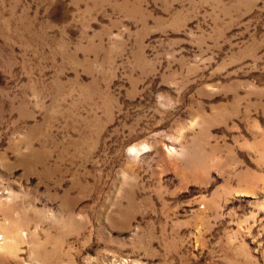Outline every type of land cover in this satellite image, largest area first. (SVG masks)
<instances>
[{"label": "rangeland", "instance_id": "374dc122", "mask_svg": "<svg viewBox=\"0 0 264 264\" xmlns=\"http://www.w3.org/2000/svg\"><path fill=\"white\" fill-rule=\"evenodd\" d=\"M0 264H264V0H0Z\"/></svg>", "mask_w": 264, "mask_h": 264}]
</instances>
